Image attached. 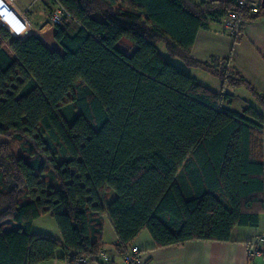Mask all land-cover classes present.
I'll list each match as a JSON object with an SVG mask.
<instances>
[{
  "label": "trees",
  "instance_id": "16d2710c",
  "mask_svg": "<svg viewBox=\"0 0 264 264\" xmlns=\"http://www.w3.org/2000/svg\"><path fill=\"white\" fill-rule=\"evenodd\" d=\"M53 1L64 9L54 25L62 52L0 25V264H74L80 255L109 264L98 256L104 217L121 255L142 231L165 247L227 242L235 226L257 227L264 93L226 61L190 54L197 31L233 0ZM120 41L136 49L127 55ZM173 59L244 87L258 108L222 107L228 95ZM47 169L57 184L47 186ZM45 214L60 239L32 231Z\"/></svg>",
  "mask_w": 264,
  "mask_h": 264
},
{
  "label": "crops",
  "instance_id": "0c3cea01",
  "mask_svg": "<svg viewBox=\"0 0 264 264\" xmlns=\"http://www.w3.org/2000/svg\"><path fill=\"white\" fill-rule=\"evenodd\" d=\"M210 1L232 2L195 0L197 3ZM259 2L260 14L248 19L235 38L223 30L220 18L209 19L208 26L197 31L190 54L195 61L209 65L216 60L222 66L221 61H226V69L229 72L238 73L258 92L264 93V0ZM52 3L56 8L57 4L53 0ZM46 7L44 3L38 2L31 12L20 16L7 0H0V25L6 27L13 37L35 35L50 50L62 52L54 39L55 26L49 21V12L52 9L47 12ZM135 49L132 47V53ZM188 68L190 70L186 72L200 85L218 94L228 95V98L222 101V107L238 113H242L249 106L258 108L255 99L244 87L222 86L218 78L204 70ZM241 88L246 90L247 95L240 91ZM180 173L178 181L182 179ZM263 233L264 214H260L257 227L235 226L231 231V239L227 242L191 240L178 245L155 247L149 233L142 231L131 244L141 250L143 264H264V253L260 257L249 258L246 245L255 236ZM102 240L101 249L112 255L109 264H124L122 255L117 251L116 234L106 217L103 219ZM57 256H60V253ZM45 263L67 264L66 260L60 259Z\"/></svg>",
  "mask_w": 264,
  "mask_h": 264
},
{
  "label": "built area",
  "instance_id": "2783aa9c",
  "mask_svg": "<svg viewBox=\"0 0 264 264\" xmlns=\"http://www.w3.org/2000/svg\"><path fill=\"white\" fill-rule=\"evenodd\" d=\"M12 6L15 13L20 16L26 15L33 4L37 0H25V2H18V0H7ZM21 1V0H20ZM234 7L228 11L221 19V26L223 30L232 37H237L244 25V23L251 17L257 15L260 11L259 0H233ZM64 15V9L56 6L51 14L50 20L53 25L58 23ZM247 251L249 258L260 257L264 253V233L255 236L247 244ZM99 258L102 262H111L112 255L104 249L99 251ZM124 264H143L141 260V250L138 246L132 245L122 255ZM74 264H98L92 261L85 255H80Z\"/></svg>",
  "mask_w": 264,
  "mask_h": 264
},
{
  "label": "rangeland",
  "instance_id": "374dc122",
  "mask_svg": "<svg viewBox=\"0 0 264 264\" xmlns=\"http://www.w3.org/2000/svg\"><path fill=\"white\" fill-rule=\"evenodd\" d=\"M22 1L25 2V0H21V1L18 0V2H22ZM38 2H42V3H44L45 6L48 7V8L46 7V11L47 12L52 9L49 12V21L51 22L50 17H51L52 12L55 9V7L53 6L54 4L52 3V0H37L33 4V6L31 7L30 12L33 10L34 6ZM118 48L120 50H122L124 53H126L127 55L132 54V46H130L129 44H127L124 41H120L118 43ZM173 62L179 68H181V69H183L185 71L190 70V68H188L185 65H183L178 59H173ZM240 91L241 92H244L247 95L246 90L244 88H241ZM261 137L263 139V145H264V125L262 127ZM11 146H12L13 150H16L17 145H15L14 143H11ZM42 177H43L45 183L47 184V186H50L52 184H54V185L57 184L56 178H55V176H54V174H53V172H52L51 169H47L46 172L43 173ZM6 223L12 224L13 222L11 220H9ZM32 231L34 233L49 235V236L54 237V238H57V239H60L61 238L60 232H59V230L57 228V225H56L54 219L50 215H48V214L42 215L39 218H37V219L34 220V223H33V226H32ZM43 264H52V263H45L44 262Z\"/></svg>",
  "mask_w": 264,
  "mask_h": 264
}]
</instances>
